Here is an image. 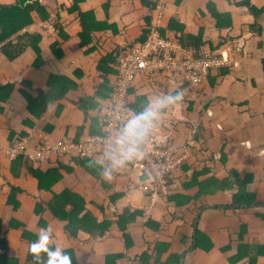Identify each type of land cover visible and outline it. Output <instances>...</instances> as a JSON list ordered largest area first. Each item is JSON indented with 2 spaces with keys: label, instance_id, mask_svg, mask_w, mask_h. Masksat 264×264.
Here are the masks:
<instances>
[{
  "label": "crops",
  "instance_id": "0c3cea01",
  "mask_svg": "<svg viewBox=\"0 0 264 264\" xmlns=\"http://www.w3.org/2000/svg\"><path fill=\"white\" fill-rule=\"evenodd\" d=\"M74 6V0H0V264H63L68 254L74 264H107L109 255L111 264H142L144 254L153 263L158 240L168 243L159 264L172 255L179 264H264V0ZM169 26L170 39L198 37L202 51H191L218 54L237 67L196 87L170 73L138 75L129 102L147 114L150 131L114 135L113 157L88 158L95 162L84 161L89 169L68 157L63 164L29 161L41 142L79 143L106 133L100 111L115 89L117 57ZM54 77L66 79L55 94L68 92L23 136V121L32 123L27 101L49 96ZM146 136L187 156L173 180L184 223L174 222L177 207L167 197L137 189L150 179ZM23 141L24 154L11 158L9 148ZM125 149L133 160L121 157ZM65 190L79 194L98 223L126 208L139 213L124 231L113 222L100 235L78 223L70 233L69 221L49 210ZM150 220L162 224V234L146 226Z\"/></svg>",
  "mask_w": 264,
  "mask_h": 264
},
{
  "label": "built area",
  "instance_id": "2783aa9c",
  "mask_svg": "<svg viewBox=\"0 0 264 264\" xmlns=\"http://www.w3.org/2000/svg\"><path fill=\"white\" fill-rule=\"evenodd\" d=\"M236 67V63L223 56L210 52L196 54L184 49L178 41L167 40L154 33L143 44L125 50L117 57L118 76L115 89L108 105L100 111L106 123V135L90 136L79 143L69 138L55 143L41 142L28 156L29 161L36 164L62 159L72 154L83 158L101 154L106 160H110L114 151V135L128 138V131L131 130L150 131L151 127L137 115L129 102V92L138 75L170 73L196 87L212 73ZM145 142L147 145L143 152V163L148 168L150 179L139 184L137 189L168 197L173 191L171 181L186 162L187 156L179 155L168 146L157 144L150 136H146ZM25 149L24 141L15 143L9 148L8 155L15 158L24 154ZM121 157L133 160L126 149Z\"/></svg>",
  "mask_w": 264,
  "mask_h": 264
},
{
  "label": "trees",
  "instance_id": "16d2710c",
  "mask_svg": "<svg viewBox=\"0 0 264 264\" xmlns=\"http://www.w3.org/2000/svg\"><path fill=\"white\" fill-rule=\"evenodd\" d=\"M83 2V0H74V10H77L79 4H81ZM156 4L155 5H151V8H149L150 10H153L156 8ZM33 6H37V4L35 3ZM34 7H27L25 10H29ZM26 24V23H25ZM24 25L18 27V29H16V31L21 30V28ZM170 27V26H169ZM173 31L172 28H168L167 31H162L160 32V36L164 39L167 40H177L181 46L184 49L190 50L193 49L196 52H201L202 51V44L200 43V40L198 39V37L194 38L192 36L186 35L181 33V37H177V39H170V37H168V32ZM15 32V31H14ZM149 35H147L146 39L141 43L143 44L147 39H148ZM132 48V47H131ZM130 49V48H128ZM116 58V57H115ZM66 79H62V78H58V77H54L52 78L49 87H50V95H43L42 93H40V96H38L37 98H32L33 100H29L28 102V109H29V115H30V120L32 123L27 122V121H23V126L24 129L23 132V136L27 135L29 133V131L31 130V128L34 126L35 122L42 120L46 115H48V107L55 103L58 102L59 100H62L65 97V94L68 92H63L62 90L60 92H58L57 94H55L54 92V88L55 85L58 84L60 87H64L66 86ZM114 92V90H113ZM64 94V95H63ZM139 106H132V108L136 111L137 115L139 117H141L142 119H146L147 118V114L145 112H143V110L138 108ZM153 122V121H151ZM100 123H101V127L103 129H105L106 127V123L104 121V119L100 116ZM143 132V131H142ZM98 135H106V133H101L99 132ZM22 136V137H23ZM75 142V141H74ZM135 152V151H134ZM62 158V159H58V162L63 164V160L66 159ZM68 158H72L73 161H77V163L79 165H85L84 168L89 169V167L86 165V163H84V161H90V163L95 164L94 161H92V159H88V158H83V157H79L76 156L75 154L70 155ZM60 164V165H61ZM91 171V169H90ZM56 173H54V175L56 176L55 181L60 179V176L58 174V171L55 170ZM92 174L99 176V174L92 172ZM237 179V178H236ZM172 185H173V191L172 193L167 197L168 201L171 204H174L177 207L176 209H174V211H172V215L174 218V222L176 223H184V217L186 214V211L180 212L181 214H179L178 212V207L177 206V202L181 201V194L177 193L176 189H175V182L171 181ZM240 185H242V183H240ZM240 190H243V186L240 187ZM187 198H185L186 200ZM234 201L236 202V198L234 199ZM233 201V202H234ZM186 202H190V198H188L186 200ZM85 200L77 193H73L71 190H65L62 194L60 195H56L54 198V204L49 205V210H51L52 212H54V215L60 219V220H65V221H69V226H67V229L70 233H75L78 232L77 231V224L79 223L80 225L78 227H84L81 229H85V228H96L99 231L100 235H103L104 232L108 231L109 228L112 226V223L115 222L120 231H124L127 227V225L131 224L132 222L135 221V215L138 214L139 212H135V213H131L129 209H124V212L122 214H120L117 218L114 219H105L102 223H98L97 220L98 218H94L93 215H91L89 213V211H86L87 209H85ZM68 207H70V209L68 210ZM181 210L183 211V209L181 208ZM180 223V224H181ZM146 226L149 227L150 229L159 232V233H163L164 231V227L162 226L161 223L157 222V221H153L150 220L146 223ZM182 229H184L185 227H183L181 225ZM184 236L183 238H185L187 236V234L184 232L182 233ZM124 238L126 240H128L129 237L124 236ZM199 242H200V236H197L196 238V248H198L199 246ZM206 249V248H205ZM168 251V243L162 242V241H156L154 243L153 246V250L152 252L155 254V258H154V262L151 263V258L150 256H148L147 254H144L140 257V263L142 264H159L160 263V258L161 255L164 254L165 252ZM112 259H115V256L113 255H109L107 256V264H111ZM176 258L174 257V255L170 256L168 258V260L164 263V264H179L178 260H175ZM63 264H74V260L72 255L68 254L66 257V262ZM162 264V263H161Z\"/></svg>",
  "mask_w": 264,
  "mask_h": 264
}]
</instances>
